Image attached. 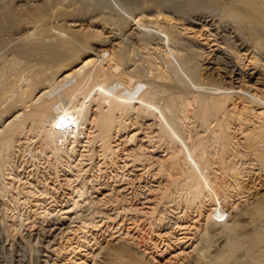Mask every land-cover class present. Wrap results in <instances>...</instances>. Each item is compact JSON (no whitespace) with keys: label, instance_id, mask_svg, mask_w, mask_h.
Here are the masks:
<instances>
[{"label":"bare ground","instance_id":"obj_1","mask_svg":"<svg viewBox=\"0 0 264 264\" xmlns=\"http://www.w3.org/2000/svg\"><path fill=\"white\" fill-rule=\"evenodd\" d=\"M121 158L165 177L149 215L168 240L193 230L173 234L178 264H264V0H0V264H48L63 216L100 230L109 194L91 193L110 184L83 163ZM28 163L76 171L63 207L55 182L23 181ZM26 202L41 225L15 238L3 215ZM88 230L72 257L93 240L94 264H154Z\"/></svg>","mask_w":264,"mask_h":264},{"label":"rangeland","instance_id":"obj_2","mask_svg":"<svg viewBox=\"0 0 264 264\" xmlns=\"http://www.w3.org/2000/svg\"><path fill=\"white\" fill-rule=\"evenodd\" d=\"M125 136L126 135L119 137V139L116 140L114 144L115 143L119 144L121 142L123 145L125 141H121V140L122 139L125 140L126 139ZM240 136L241 135H238V137ZM148 150H150V148L145 149V151H148ZM128 152H130V148H128V150L127 149L123 150L122 153L119 152V157L124 158V154ZM159 155H162V153L159 152V153L154 154V156H159ZM121 159L119 160L117 165H110V164L109 165H103V164L99 165L102 161L98 163L97 165H88L89 162H86V161L83 163V164L87 163L86 165H84V169L90 170L89 172H86L84 175V177L86 176L85 177L86 181L94 179L96 181H93L92 184H98L99 180L101 183H105L107 185L110 184L109 188L102 187L99 193L97 192L91 193L94 199H95V196H97V199H98V197L101 198L102 196H104V194L106 195L109 194V196L106 197L105 199L106 201L108 200L107 204L100 203L98 209L97 210L94 209L96 211L101 212L98 214H94V216H97L95 219L100 220L99 222L100 230H98L99 228H92V227L87 228V226H84L82 224V221H85V220L89 221V216H85L88 214V212H85L83 214V217L78 218V219H72L74 217L73 215L70 217L71 219L68 217L65 218V216H63L64 218H61L63 220V224L60 227L61 229L60 231L59 229L58 231H56V233L58 232L57 234H59V232L60 234L56 236V240H54L52 243L55 249L58 248V253L57 252L56 254L52 252L50 253V255L48 256V264H65L66 260H69L70 258L76 259V264H94L98 262L99 261L98 259L97 261L93 260L94 257L91 256L92 250L90 249V245L93 244L94 242L93 240H91L88 243V246L78 247V249L75 250L76 255L74 257H72L73 256L72 253H69L71 247H75L77 245L76 241L78 237L82 235L83 231H87L88 229L89 230L86 233L88 236V239L92 238L94 234L97 233L98 241L102 245H105L107 241H112L113 239L114 240H118L119 238L126 239L127 240L126 242H129L133 247L137 248L141 252L144 251L147 258L151 256L154 257V261H153L154 264H178L180 262V261L178 262L179 259H177L174 256L179 254L182 248L187 246V243L183 244L182 247L181 245H174L176 244V242L173 243L174 238H175L173 234L177 233L179 235L185 232V234H181L180 237L183 235L191 236L193 235V230L189 232L186 230L177 231L176 229L175 231H173L174 233H172L171 235L173 239L168 240L169 239L167 236L168 234L166 233L171 232V229H168L170 224H168V226L167 225L163 226L160 229L161 235L158 236L156 234L159 233V231H157L159 227H157L156 224L154 223L157 215L155 214L153 216L149 215V212L151 211V209L157 205L156 204L157 202L155 201L156 195L158 196L156 190L159 186H161L160 184H163L165 182L164 181L165 177L159 178L158 176L154 174L155 171L153 170L154 172H152L151 170V173H149V175H147L146 173H143V175L146 176L144 178V176L141 174L142 170L139 168L140 166H137V165L136 166L134 165L124 166L122 165L123 164L122 161H124V159L122 160ZM98 161H99V157L95 159V163H97ZM37 162L41 163L42 161H37ZM39 163H36L38 165H35V166L29 165L31 163H28L27 165H25L26 167V169H24L25 173H24L23 168H19V170L21 169V177L25 176V179H23V181L27 180L26 182H28V180L30 179L29 182H32V183L34 182L36 185L39 186V189H41L43 182H47L48 185L50 186L53 185V183L55 182L54 184H56L55 186L57 188H55V190L52 189L51 192L54 191L53 195L58 200L60 199L62 200L64 198V200L62 201L63 204H61V207H63L65 205L64 201L67 200V197H70L68 193L71 192L70 191L71 188L66 185L67 179H71V180L75 179V176L73 174L76 173V171H67L65 167L64 169L58 168L59 169L58 176L60 178L58 177L56 179L55 174L52 173L53 172L52 169L45 167L46 165H42V164L39 165ZM99 166H100V170L98 171L97 169L99 168ZM74 169L76 170V168ZM27 173L29 174V176L26 179ZM137 178H139V180ZM88 184H91V183L88 181ZM59 185H62V186H60L59 188ZM25 187H27V184H25ZM96 188H98V185L95 187V189ZM116 189H117V192H116ZM33 190L37 191V188H33ZM88 191L93 192L90 188ZM115 197L117 201L116 200L114 201ZM2 199H6V197L1 198L0 201H2ZM22 200L23 198L21 199V201ZM50 201L51 199H47V202H50ZM68 204H71V202L67 203L66 206H68ZM9 205L12 206L13 204L10 203ZM50 205H48V207ZM59 205L60 204H57V207L56 206L51 207V209H54V213H56L60 209ZM166 205L168 206V204ZM29 206L30 204H27V202L24 204H21L20 206L17 205L18 207L17 210L14 209L11 211V209H8L4 213L5 216L3 215V218H5L4 221L5 223H7L6 224L7 229L10 228L8 229V232L10 234L14 233L15 238H16V235L20 237L21 236L20 234H24V233L26 234L28 232L34 233L38 230V228L41 225V221H38L39 219H35L34 216H32L33 214L32 212H30L29 214V209H30ZM1 207L3 208L2 205L0 206V208ZM158 207H159L158 210H162L165 208V205H160ZM33 209H35V207ZM172 209L173 208H168L167 210H164L167 212H169L170 210L172 211L171 213L170 212L168 213V216L171 217L170 223L174 222V219H172V217L175 218L177 216V214L174 216L172 213L179 211V209L178 210H172ZM123 210H126V212H124ZM54 213L52 215H54ZM117 213L118 215H116ZM193 213L191 214L194 215ZM101 214L104 216H102ZM99 216H101V218ZM108 216L111 220H108L107 218ZM191 216L189 217V219L186 220L187 225H189L192 222V220L190 219ZM26 217L28 218L24 220ZM21 219L23 220L22 226H20ZM51 221L53 222V220ZM107 226L109 227L107 228ZM175 227L176 226L174 225L173 228ZM61 230H62V233H61ZM72 231L75 232V234H72L73 233ZM91 233L93 234V236H91ZM82 240L81 242H87V241H82ZM5 241L7 243L10 242L9 239ZM54 242H57V243H54ZM168 243L171 244V246L170 248L166 249V246ZM94 246H93V249L97 247V245H94ZM54 247L52 246V248ZM51 249H49V251ZM186 250L188 251V249ZM100 256H102V254L99 255V258Z\"/></svg>","mask_w":264,"mask_h":264}]
</instances>
